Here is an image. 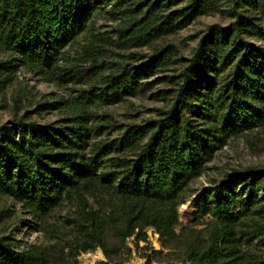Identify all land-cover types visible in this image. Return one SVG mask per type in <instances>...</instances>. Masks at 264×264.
I'll return each instance as SVG.
<instances>
[{"label": "trees", "instance_id": "16d2710c", "mask_svg": "<svg viewBox=\"0 0 264 264\" xmlns=\"http://www.w3.org/2000/svg\"><path fill=\"white\" fill-rule=\"evenodd\" d=\"M176 2H151L139 20L146 28V39L203 10H217L222 3L231 4L228 9L236 19L228 27L212 26L202 38L182 73L175 104L151 129H129L120 144H102L87 156L83 154L86 137L94 129L81 111L65 126L40 125L24 118L14 121L13 128L0 126L2 194L13 197L34 215L58 205L64 193L80 199L86 195L107 199L109 211L83 210L82 226L88 227L72 242L75 256L97 247L109 254L105 244L108 228H114L123 242L133 235L147 240L148 227L166 243L177 240L181 235L176 232L178 206L204 171L213 149L223 142L227 126L251 124L264 111V46L256 47L248 40L259 37L264 41V0H188L178 15L167 13ZM187 8L190 11L186 13ZM92 10L91 0H0V45L14 58L11 65L0 63V74L18 64L52 66L59 48L75 37ZM234 60L229 80L216 89L217 96L197 88L208 76V88L213 90L218 74ZM149 63L164 66L167 57L161 50L150 56ZM138 85L136 73L128 70L109 83L117 98L134 93ZM186 102L193 104L201 122L183 112ZM120 147L132 151L134 157L111 161V153ZM246 185L251 194L258 190L254 180ZM217 189L214 205L207 204L210 192H206L199 207L201 213H212L216 219L212 242L205 250L192 247L190 264H264L263 253L253 252L249 257L238 253L241 243L252 235L264 239V222L254 217L241 219L242 209L234 212L233 191ZM43 257L40 247L16 253L6 238H0V264L7 259Z\"/></svg>", "mask_w": 264, "mask_h": 264}, {"label": "rangeland", "instance_id": "374dc122", "mask_svg": "<svg viewBox=\"0 0 264 264\" xmlns=\"http://www.w3.org/2000/svg\"><path fill=\"white\" fill-rule=\"evenodd\" d=\"M152 1L91 0L93 10L84 26L59 48L52 66L27 68L18 64L17 68H5L0 74V126L13 128L14 121L21 118L40 125L65 126L81 111L94 129L86 137L83 154L87 156L102 144H120L129 129H151L153 122L175 104L182 73L202 38L212 26L228 27L236 19L228 9L231 4L222 3L217 10H203L146 39V28L139 20ZM187 5L188 0H178L167 13L178 15ZM189 11L190 8L185 10ZM248 40L256 47L264 46L262 38ZM161 50L167 64L153 66L149 58ZM13 59L11 52L0 45V63L11 65ZM235 63L236 60L218 74L213 90L208 88V76L196 84L197 88L217 96L216 89L229 80ZM220 64L219 61L218 67ZM124 70L135 72L139 85L134 93L117 98L109 83ZM183 112L193 121H202L191 103L186 102ZM261 114L251 124L227 126L223 142L213 149L204 171L178 206L176 232L181 235L174 242L166 243L153 227L146 229L147 240H137L133 235L123 242L114 228H108L105 244L109 254L97 247L75 256L72 242L88 227L82 226L83 210L109 211L106 198L86 195L80 199L64 193L58 205L34 215L19 201L0 192V238H6L16 253L30 246L44 252L42 259H7L3 264H190L191 248L205 250L212 242L216 219L212 213H201L199 207L206 192H210L207 204L214 205L218 187L233 191L234 212L242 209L241 219L254 217L264 222V111ZM133 157L132 151L122 147L110 155L114 163ZM252 180L258 190L251 194L246 183ZM237 233L240 235L239 230ZM238 251L245 257L253 252L264 254V239L252 235Z\"/></svg>", "mask_w": 264, "mask_h": 264}, {"label": "bare ground", "instance_id": "6f19581e", "mask_svg": "<svg viewBox=\"0 0 264 264\" xmlns=\"http://www.w3.org/2000/svg\"><path fill=\"white\" fill-rule=\"evenodd\" d=\"M98 257H100V258L102 257L101 252L98 253ZM92 264H94V263H92Z\"/></svg>", "mask_w": 264, "mask_h": 264}]
</instances>
